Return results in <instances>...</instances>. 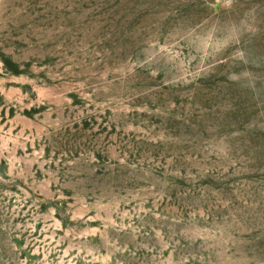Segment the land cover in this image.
Segmentation results:
<instances>
[{
  "label": "rangeland",
  "instance_id": "1",
  "mask_svg": "<svg viewBox=\"0 0 264 264\" xmlns=\"http://www.w3.org/2000/svg\"><path fill=\"white\" fill-rule=\"evenodd\" d=\"M0 264H264V0H0Z\"/></svg>",
  "mask_w": 264,
  "mask_h": 264
}]
</instances>
